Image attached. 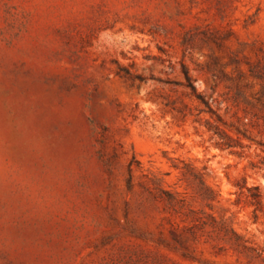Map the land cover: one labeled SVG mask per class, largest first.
Returning <instances> with one entry per match:
<instances>
[{
	"label": "rangeland",
	"instance_id": "374dc122",
	"mask_svg": "<svg viewBox=\"0 0 264 264\" xmlns=\"http://www.w3.org/2000/svg\"><path fill=\"white\" fill-rule=\"evenodd\" d=\"M0 264H264V0H0Z\"/></svg>",
	"mask_w": 264,
	"mask_h": 264
},
{
	"label": "trees",
	"instance_id": "16d2710c",
	"mask_svg": "<svg viewBox=\"0 0 264 264\" xmlns=\"http://www.w3.org/2000/svg\"><path fill=\"white\" fill-rule=\"evenodd\" d=\"M185 75H186V78L188 79V81L190 82L189 85L192 87L193 92L195 93V95L197 96V98H199L202 102L206 103L207 106L209 107V110L211 112H215L211 108L209 101L206 100L200 93H198L197 92V87L193 83H191V81H190L191 80L190 74L187 71H185ZM218 117L221 119V116L219 114H218ZM244 125H247V123H244ZM238 130L240 131L239 128H238ZM215 133L219 134V136L221 138H227V139L228 138L229 139L231 138V136H229L227 133L225 134V132L222 131V130H220L218 127L216 128ZM216 145L219 146V147H221V148L233 146L230 142H224V141H221V142L219 141V142L216 143ZM254 188L259 189V186H254ZM211 192H212V194L210 195L211 196L210 199L213 200L215 197H214V194H213V191L212 190H211ZM175 210L177 212H179L178 209L175 208ZM202 214H204V212L197 211L195 209H190V212L189 213H185V215L187 216L186 218H189V217L191 218V223L189 225H186L184 228H185L186 231H188L189 233H191V235H193L196 238L201 234V232H205L206 229H207V227L209 226V223L204 218L205 216H203ZM210 217H212V219H213V223L211 225L214 228L213 230H220V231H222L221 229H223L224 224L219 229V226L217 224L216 218L214 216H211V215H210ZM170 224H171L172 229H174L176 231L178 230V228L180 226V223L177 222V221H174V220L173 221H170ZM224 229H225V227H224ZM225 231H226V234L229 233V231H228L227 228H226Z\"/></svg>",
	"mask_w": 264,
	"mask_h": 264
}]
</instances>
